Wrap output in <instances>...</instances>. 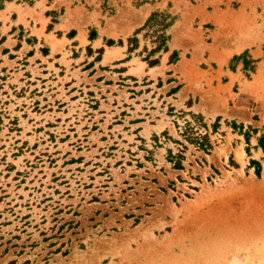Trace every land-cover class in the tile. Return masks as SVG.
I'll return each mask as SVG.
<instances>
[{
  "label": "rangeland",
  "instance_id": "1",
  "mask_svg": "<svg viewBox=\"0 0 264 264\" xmlns=\"http://www.w3.org/2000/svg\"><path fill=\"white\" fill-rule=\"evenodd\" d=\"M3 6L0 264H264V0ZM153 12L174 21L150 66L154 29L134 34ZM182 113L203 117L209 154Z\"/></svg>",
  "mask_w": 264,
  "mask_h": 264
},
{
  "label": "trees",
  "instance_id": "2",
  "mask_svg": "<svg viewBox=\"0 0 264 264\" xmlns=\"http://www.w3.org/2000/svg\"><path fill=\"white\" fill-rule=\"evenodd\" d=\"M6 0H0V11L3 9V4ZM173 19H171L168 15H161L160 13L157 12H153L149 18L146 20L144 26L140 29H138L136 31V34H138L141 30H143L144 28H148L150 30H153V36L155 38V40L153 41L154 44H156V47L151 50L148 54L147 57L145 59V61H148V64L150 66H154L158 63L157 59H151L152 56H154L156 53L160 52V51H165L166 50V43L169 39L168 35L166 34V31L171 27L172 23H173ZM129 45L132 43H136L137 40L135 38H129L128 39ZM114 43L112 41H108V46H112ZM136 49V46H132L128 48V52H132L133 50ZM102 51V50H101ZM101 51H99L98 53H101ZM146 52V51H145ZM247 56V52H244L242 55L240 56H234L233 60L234 61H240L241 59H243V57ZM174 58H176V53H173L172 56L170 57V60H173ZM97 61V60H96ZM244 71H254V61H251V66L248 67V65L246 63H244V67H243ZM182 115L185 116H189L190 117V121L185 120L184 121V125L182 126V132L180 134L181 138L187 142L188 144L196 147L198 150L203 151L205 154H209L210 151L212 150V145L210 142V136L207 132V125L204 123V119L201 115H195L192 113H182ZM219 120H216V123L212 126V132L215 133L217 132L219 125H218ZM204 129L206 131L205 134L200 133V130ZM233 129L234 130H238V132L240 133V135L244 136L246 141H249L250 139V134H257L256 130H252L251 128H248L247 132H243V127L237 126L235 124H233ZM163 136L166 137V139L173 141V143L178 144L180 146H182L183 150L186 151V147H184L179 141H174L172 139H170L169 137H167L166 133H163ZM153 141L155 143H158V138L156 136H153ZM257 148L261 149L262 153L264 154V132L257 137ZM145 150L148 155H152L151 151H148L146 149ZM169 155H168V161L170 163H172L173 165V169L175 170H182L183 166L182 163L185 160L184 157V152L183 151H179V153L173 155L171 153V151H168ZM251 165H255L256 169H255V174L257 177H259L260 175V166L257 162L251 161Z\"/></svg>",
  "mask_w": 264,
  "mask_h": 264
},
{
  "label": "crops",
  "instance_id": "3",
  "mask_svg": "<svg viewBox=\"0 0 264 264\" xmlns=\"http://www.w3.org/2000/svg\"><path fill=\"white\" fill-rule=\"evenodd\" d=\"M69 41H72V40H69ZM97 48H100V45ZM109 49L110 50H115V49L119 50L121 56L119 58H116V59H113V60H109L106 63H104L103 61H104V57H105V54H106L107 51L103 50L102 56H101V60L97 63V66H106L108 63H112V62H115V61H120L122 59V57L124 56L123 53L125 52V49L123 47H121V46L120 47H110Z\"/></svg>",
  "mask_w": 264,
  "mask_h": 264
}]
</instances>
